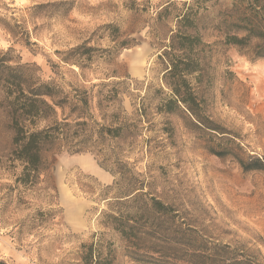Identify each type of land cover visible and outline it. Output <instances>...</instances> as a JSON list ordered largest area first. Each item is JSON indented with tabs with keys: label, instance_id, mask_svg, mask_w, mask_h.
I'll return each mask as SVG.
<instances>
[{
	"label": "rangeland",
	"instance_id": "1",
	"mask_svg": "<svg viewBox=\"0 0 264 264\" xmlns=\"http://www.w3.org/2000/svg\"><path fill=\"white\" fill-rule=\"evenodd\" d=\"M232 7L0 0V57L33 82L86 91L89 100L86 149L49 147L35 183L24 185L0 91L1 263L264 264V169L239 164L264 166V59L225 44ZM189 8L194 22L179 25ZM181 35L201 42L187 80L205 126L167 104L163 54H183L177 38L171 44ZM101 127L119 132L99 138ZM132 191L137 198L118 202Z\"/></svg>",
	"mask_w": 264,
	"mask_h": 264
},
{
	"label": "trees",
	"instance_id": "2",
	"mask_svg": "<svg viewBox=\"0 0 264 264\" xmlns=\"http://www.w3.org/2000/svg\"><path fill=\"white\" fill-rule=\"evenodd\" d=\"M232 8L223 23L227 29L225 44L247 48L254 58L264 59V0H233ZM190 9L177 16L179 25H192L191 22H194L195 18L190 14ZM238 33L242 35L238 36ZM174 38L178 40L177 47L184 52L181 56L168 51H164L163 54L169 64L164 81L173 96L167 104L183 105L197 124L205 126L206 122L194 110L198 104L187 80V76L198 70V62L191 53L194 51V45L201 42L195 37L181 35L171 39L173 45ZM81 48L82 46L72 49V52ZM9 61L6 54L0 57V91L3 94L9 127L12 131V156L20 163L22 169L18 182L26 185L35 183L43 166V155L49 147L67 143L68 152L74 153L86 149L88 123L84 121L86 116L83 113H87L89 109V100L86 91L73 89L72 94H64L54 83L39 79L33 82L31 77L25 74L24 66H9L7 64ZM64 62L76 64L74 60L69 59H65ZM167 109L170 110V107ZM71 120L75 122L74 126L82 128L72 132V125L69 123ZM118 132L119 127L115 129L101 127L98 135L99 138L105 134L116 137ZM78 137L80 140L72 145ZM239 164L244 171L264 169L258 159L252 164H245L242 161H239ZM137 190L142 191V188ZM133 194V191L128 193L122 197L127 199L118 202L126 203L130 198H137L138 193ZM153 201L159 206L157 201ZM122 231L124 233V230ZM0 264L4 263L0 262ZM232 264L247 263L235 260Z\"/></svg>",
	"mask_w": 264,
	"mask_h": 264
}]
</instances>
